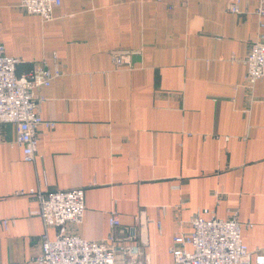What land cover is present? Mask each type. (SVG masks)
<instances>
[{
    "label": "crops",
    "instance_id": "0c3cea01",
    "mask_svg": "<svg viewBox=\"0 0 264 264\" xmlns=\"http://www.w3.org/2000/svg\"><path fill=\"white\" fill-rule=\"evenodd\" d=\"M62 0L44 21L0 0V44L20 59L16 73L45 63L55 74L37 88L33 162L11 124L0 125V264H38L55 240L30 194L85 190L81 224L66 231L91 241L148 220L149 264H172L174 237L195 214L237 212L242 239L264 246V79L245 83L251 45L264 36L259 0ZM131 56L133 69L113 56ZM116 215L120 226L112 229ZM252 225L251 227L246 226Z\"/></svg>",
    "mask_w": 264,
    "mask_h": 264
},
{
    "label": "built area",
    "instance_id": "2783aa9c",
    "mask_svg": "<svg viewBox=\"0 0 264 264\" xmlns=\"http://www.w3.org/2000/svg\"><path fill=\"white\" fill-rule=\"evenodd\" d=\"M240 0H229L228 10L241 14ZM62 0H20V7L28 14L38 15L44 21L53 18V11ZM264 20V0H259L255 11ZM263 25H264V21ZM116 67L133 69L131 56L118 53L113 56ZM247 73L245 83L249 87L264 79V36L251 45L245 59ZM20 59L5 54L0 44V125L11 124L16 131V142L23 149L26 162H33L38 148V129L49 126L40 113L43 98L35 90L49 87L54 77L60 75L56 68L52 74L45 63H37L29 73H16ZM30 194L40 202V209L31 212L40 215L47 226L57 227L59 235L55 240L44 239L38 264H149L144 247L148 243V220L141 218L138 226L127 236L129 243L118 244L116 234L106 241L83 239L75 233H68L66 225L81 224L85 214V190L71 189L42 193L31 190ZM209 217L195 214L190 218L191 231L174 237L175 245L170 249L174 257L172 264H264V246L251 251L242 239L243 223L237 212L230 218L220 219L208 212ZM8 219L0 218V224L8 225ZM114 230L120 226L118 217L110 218ZM251 227L252 225H247Z\"/></svg>",
    "mask_w": 264,
    "mask_h": 264
}]
</instances>
